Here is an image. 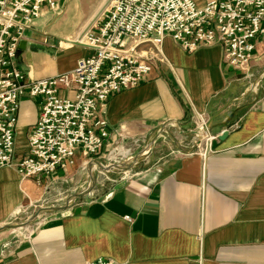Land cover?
<instances>
[{
	"label": "crops",
	"instance_id": "obj_1",
	"mask_svg": "<svg viewBox=\"0 0 264 264\" xmlns=\"http://www.w3.org/2000/svg\"><path fill=\"white\" fill-rule=\"evenodd\" d=\"M109 1L44 6L20 42L19 67L32 79L73 69L93 52L76 38ZM163 51L170 63L110 97V137L97 156L78 152L74 165L40 178L0 168V227L28 209L35 207L28 217L51 209L23 228L30 237L13 239L17 228L0 232V264H87L99 257L115 264H264V41L246 72L224 61L219 44L188 52L167 36ZM41 108L40 97L20 101L17 159L28 150ZM195 110L212 120L209 132L218 136L205 157L190 148ZM154 138L130 170L94 164V190L56 210L89 186L91 161L115 159L111 154L129 161L120 148L132 151L140 140V153ZM166 144L172 151L163 157Z\"/></svg>",
	"mask_w": 264,
	"mask_h": 264
},
{
	"label": "built area",
	"instance_id": "obj_2",
	"mask_svg": "<svg viewBox=\"0 0 264 264\" xmlns=\"http://www.w3.org/2000/svg\"><path fill=\"white\" fill-rule=\"evenodd\" d=\"M58 2L0 0V168L15 166L23 178L53 176L74 165L78 152L97 156L110 137L105 117L110 97L139 86L158 63H170L163 51L167 36L188 52L219 44L224 61L242 72L255 58L257 42L264 41V0H209L203 5L196 0H110L75 40L92 48L90 55L69 71L29 78L17 63L20 42L44 6L55 9ZM24 96L42 98V108L28 150L17 159ZM194 115L190 148L205 157L218 136L210 134L205 113L195 110ZM136 144L142 145L140 140ZM87 264L115 261L99 257Z\"/></svg>",
	"mask_w": 264,
	"mask_h": 264
},
{
	"label": "water",
	"instance_id": "obj_3",
	"mask_svg": "<svg viewBox=\"0 0 264 264\" xmlns=\"http://www.w3.org/2000/svg\"><path fill=\"white\" fill-rule=\"evenodd\" d=\"M20 48H21V46L19 47V50H20ZM19 50H18L17 56L19 54ZM211 121L212 120H209V122H208V126L209 127H210ZM226 134H227V131L222 136H225ZM155 139L156 138H154L153 141H150L139 154L130 157L129 161H122V162H117V163H112V164H105V163H103L100 160H93V161H91V163L88 166V168H89V174H90V177H91V181H90L89 186L86 189H84L83 191H81V192L77 193L76 195H74L72 198H70L69 201H68V203H67V205H65L64 207H62V206L56 207V210H65V209H67L69 207V205H70V203H71V201H72L73 198H78V197L86 196V195L90 194L94 190V188L96 186V178H95L94 171H93V165L94 164L99 165L102 169H105V170H108V171L114 170V169H120L122 171L130 170L134 165L138 164L140 162V159L146 154V152H148L152 148ZM118 186L119 185H116L113 189H110L101 198L102 199L107 198L110 195V193L115 188H117ZM50 210L51 209L49 207L42 208L39 211H37L30 219H28L25 222L16 223V224H7L5 226H1L0 227V232L3 231V230H6V229H10V228H17V227H22L24 225H29L41 213L47 212V211H50Z\"/></svg>",
	"mask_w": 264,
	"mask_h": 264
},
{
	"label": "rangeland",
	"instance_id": "obj_4",
	"mask_svg": "<svg viewBox=\"0 0 264 264\" xmlns=\"http://www.w3.org/2000/svg\"><path fill=\"white\" fill-rule=\"evenodd\" d=\"M255 82L257 83V82H258V79H257ZM143 145H145V143L142 144L141 147H137V149L132 150L130 154H129V153H126L125 155H127V157H125L124 159H127V160H128V157L133 156V155H135L136 153H139V151L142 149ZM120 149H124V150L126 151L125 148H120ZM171 151H172V148H171L168 144H166V145L162 148L161 156L165 157V156H167ZM110 156H111V157H115V159H113V160H107V159H105V161H103V163H105V164H112V163H116V160H120V161H122L120 156H119V157H118V156H112V154H111ZM116 157H117V158H116ZM109 162H110V163H109ZM144 162H146V159L144 160ZM122 174H123V173H122ZM34 210H35V207L32 208V209H28V210H26L27 212H22V213H20L17 217H15V218L13 219V221H12L11 223H7V224H16V223H22V222L27 221L28 219H30V218L32 217V216H31V217H28V216H29L30 214H32V212H34ZM7 224H4V225H2V226H5V225H7ZM24 227H26V225L22 226V229H21V227H17V229H15V231L11 232L12 235H13V239H22V238H24L25 236H27V235L29 234V230H28L27 232L23 230ZM10 229H14V228H10ZM6 230H7V229H6ZM3 231H4V230H3ZM9 231H10V230H9ZM1 232H2V231H1Z\"/></svg>",
	"mask_w": 264,
	"mask_h": 264
}]
</instances>
